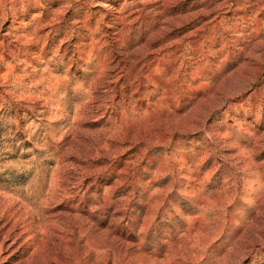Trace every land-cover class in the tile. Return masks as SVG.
Wrapping results in <instances>:
<instances>
[{"label":"rangeland","instance_id":"rangeland-1","mask_svg":"<svg viewBox=\"0 0 264 264\" xmlns=\"http://www.w3.org/2000/svg\"><path fill=\"white\" fill-rule=\"evenodd\" d=\"M0 230V264H264V0H0Z\"/></svg>","mask_w":264,"mask_h":264},{"label":"bare ground","instance_id":"bare-ground-1","mask_svg":"<svg viewBox=\"0 0 264 264\" xmlns=\"http://www.w3.org/2000/svg\"><path fill=\"white\" fill-rule=\"evenodd\" d=\"M1 231V230H0ZM11 232V231H10ZM7 235V234H6ZM7 237H5V238H3V244H2V247H1V249L0 250H8V249H10V247H8V246H6V242H7ZM46 250L48 251V250H50L49 249V247H47L46 249H45V253H46ZM50 252H51V250H50ZM50 252H49V254H50ZM50 259V261H53V262H55L56 260H57V256L54 254V256H52L51 255V257L49 258Z\"/></svg>","mask_w":264,"mask_h":264}]
</instances>
